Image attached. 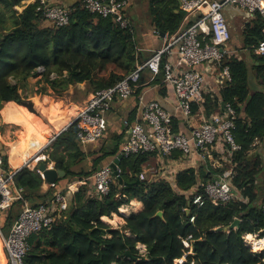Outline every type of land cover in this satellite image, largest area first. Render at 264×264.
<instances>
[{
	"label": "trees",
	"instance_id": "16d2710c",
	"mask_svg": "<svg viewBox=\"0 0 264 264\" xmlns=\"http://www.w3.org/2000/svg\"><path fill=\"white\" fill-rule=\"evenodd\" d=\"M23 1L0 0V104L21 105L24 100L20 91L27 88L31 77L42 76L38 95H47L50 88L62 96L69 86L83 83L92 94L114 86L135 70L129 27L122 28L111 18L91 15L82 0L74 5L68 4L69 0H59L58 5L69 12V24L60 29L43 27V18L37 12L38 0L17 14L16 8ZM6 13L17 14L11 17L9 27ZM263 28L264 21L257 13L244 33L248 48H256L264 40ZM258 61L257 73L264 78V56ZM225 65L230 68L231 81L220 98L237 113L235 136L241 149L234 155L233 184L244 200L216 206L205 197L203 207L192 203L188 206L193 189L212 179L204 167L180 172L173 185L164 180L137 183L150 154L123 158L119 164L123 184L115 179L104 197L96 196L88 186L81 187L70 198L66 218L31 237L25 264H264V192L260 195L257 187L263 172L262 160L248 158L254 140H264V92L251 94L248 68L243 61L230 58L222 64ZM200 106L207 117L221 110L218 99L210 96ZM199 109L193 106L194 113ZM76 129V124L72 125L55 142L56 150L50 159L58 170L68 172L71 165L63 152L76 153L77 157L80 153ZM179 129L178 123H172L173 134ZM62 146L64 150L60 152ZM0 151L8 160L1 145ZM116 152L117 149L108 154ZM38 169L39 164L31 162L14 178L32 207L46 204L54 196L53 187L43 191L46 182ZM133 200L142 202L144 209L124 218L122 228L114 229L102 221L103 217L119 214L120 208ZM21 206L17 203L18 210L10 212L9 226ZM159 211L164 213L163 218L156 217ZM192 217L194 223L190 222ZM235 219L241 221L238 230L218 231ZM247 235H255L256 241L248 244ZM138 245L145 246V253Z\"/></svg>",
	"mask_w": 264,
	"mask_h": 264
},
{
	"label": "built area",
	"instance_id": "2783aa9c",
	"mask_svg": "<svg viewBox=\"0 0 264 264\" xmlns=\"http://www.w3.org/2000/svg\"><path fill=\"white\" fill-rule=\"evenodd\" d=\"M179 1L189 25L174 40L153 52L147 61L137 66L124 79L112 87L91 94L75 119L76 139L83 146L99 142L104 136L107 115L114 102L127 100L132 96L143 72L148 71L153 77L162 75L163 82L174 92L176 111L181 115L189 133L173 134V116L158 102H146L141 96L142 121L133 125L125 122L129 127V137L121 155L129 158L158 153L163 157H171L175 152H180L186 158L195 150L203 161H207L214 157V151L220 153L222 148L224 154L220 153L222 158L215 165L222 168L227 163L225 169L214 179L199 183L192 191L194 194L191 196V203L197 208L203 207L206 197L216 206L227 205L235 200H244L233 184L236 166L234 155L241 149L235 136L236 110L231 104H227L222 112L209 117L203 113L196 124L193 106L204 104L206 80L202 68L205 65L220 69L223 79L227 83L231 81L229 66H222L230 55L227 45L231 40V32L226 20V7L232 6L252 15L259 13L264 21V0ZM82 4L91 15L111 18L122 28L129 27L125 17L129 0H82ZM37 12L48 28H64L70 22L68 10L54 0H38ZM255 52L264 56V40L259 43ZM173 55L179 59L176 65L171 61ZM258 144L259 139H255L252 149H256ZM39 159V155H34L32 162L37 163ZM6 163L5 155L0 151V214H4L7 220L17 203L22 206L7 235L2 233L0 227V264H25L31 248V237L52 229L59 220L65 219L69 201L67 192L56 193L46 204L32 207L25 199L24 189L14 183L16 172L10 171ZM117 172L120 173L119 167ZM38 173L45 180L39 169ZM114 173L111 165L101 167L95 173L92 190L96 196L104 197L110 193L111 186L117 179ZM150 173L152 170L148 174ZM148 174H140L139 180L146 181ZM194 221L195 217H192L190 222ZM185 245L189 247L186 242Z\"/></svg>",
	"mask_w": 264,
	"mask_h": 264
},
{
	"label": "crops",
	"instance_id": "0c3cea01",
	"mask_svg": "<svg viewBox=\"0 0 264 264\" xmlns=\"http://www.w3.org/2000/svg\"><path fill=\"white\" fill-rule=\"evenodd\" d=\"M58 1L54 0L55 3H58ZM35 2L36 0L23 1L16 8L17 14L22 13L27 6ZM77 2L78 0H73L68 2V4L74 5ZM0 7L2 8L1 4ZM17 14L6 13V25L8 27L11 24V17ZM225 14L231 31V40L227 45L230 55L227 59L237 58L246 64L251 94L264 92V78L260 77L256 70L259 65L258 60L262 56L255 52L256 48H253V46L249 45L248 48L244 39L246 27L252 23L254 15L237 8H232L226 11ZM125 17L133 33L136 67L147 61L153 52L160 50L166 43L174 40L189 25L179 0H129L125 10ZM42 26L46 27V23L43 22ZM171 61L176 65L179 59L176 55H173ZM202 70L206 80L204 102L207 96L217 98L221 110L216 113L222 112L224 109H222L221 104L225 102L220 98V93L226 88L227 81L223 79L221 70L216 69L214 66L205 65ZM41 79L42 76L29 78L27 80V88L20 91L23 100L31 102L35 109V112H32L35 115L32 114V116H37L35 117L36 119L31 118V111L15 102L4 103L3 109L0 110V145L8 157V168L12 172L17 173L29 165L33 161L34 155H39L40 159L37 162L39 166L44 163L48 169L58 170L56 169V162L50 159L56 150L54 147L55 142L60 135L70 128L68 126L83 110L91 96V93L87 91L86 83L69 86L62 96L55 95L50 88H48L47 95H38L36 92L39 89L38 82ZM13 84H15L14 81ZM141 96L144 97L146 102H158L169 112L173 116V123H178L180 126L178 133H189V129L181 115L176 111L177 102L173 90L163 82L162 75L153 77L148 71H145L132 96L127 100H116L114 102L111 112L107 115L104 136L99 142L83 146L76 139L80 152L78 157L76 153L63 152L64 146L59 148L60 152L65 155V161L70 162V168L68 172L60 170L63 171L64 175L58 178L53 186L45 181L43 191L45 192L50 187H53L54 195L67 192L66 195L70 202L74 192H78L81 187L88 186L92 189L93 176L98 169L111 165L121 155V150L129 137V127L125 122L127 121L129 125H133L142 121ZM225 105L227 104L225 103ZM199 108L198 113H195L197 117L196 124H198L204 113L202 112V107L199 106ZM35 121L37 123L39 121L44 122L52 132H47L40 126L35 125ZM33 126L38 127L32 130ZM27 136L29 137L28 140ZM47 136H49L48 140ZM116 149V155L108 154ZM220 153L224 154L222 148ZM220 153L214 151V157L207 161H203L195 150L186 158L180 152H175L171 157H163L158 153L150 154L149 161L142 166V173L148 174L152 170V173L147 175V182L155 183L164 180L173 185L176 181V176L180 172L204 167L214 179L227 165L225 163L222 168L215 165L222 158ZM249 157L251 161L255 159L262 160L263 172L257 181L258 192L261 195L264 192V140H259L257 148L252 149L248 153ZM86 174L91 175L86 177ZM123 208L127 211L126 213H122L119 210V214H114L111 218L108 217L109 221L105 220L104 217L102 221L111 226V220L114 218L117 217L119 219L118 217H122L124 221V218L140 213L144 209V205L142 202L133 200L128 206ZM127 235L130 234L128 233ZM252 238L253 240L249 244H253L256 241L255 235H252ZM139 247L146 250L145 246L139 245Z\"/></svg>",
	"mask_w": 264,
	"mask_h": 264
},
{
	"label": "water",
	"instance_id": "95a60500",
	"mask_svg": "<svg viewBox=\"0 0 264 264\" xmlns=\"http://www.w3.org/2000/svg\"><path fill=\"white\" fill-rule=\"evenodd\" d=\"M73 0H69L68 2H72ZM234 7L232 6H228L226 7L225 9V12L226 11H229L230 9H232ZM248 13V12H247ZM23 107H25L26 109H28L29 111L31 112H35V109L33 108L32 104L30 101H24L22 104H21ZM222 109H224V106H225V103H222ZM3 109V103L0 104V110ZM76 122V120H74L69 126L71 127L72 125H74ZM123 159V156L122 155H119L114 163L111 164V167L113 168L114 170V175L117 177V179L119 180L120 184H123V180L121 179V177L119 176L118 172H117V167H119V164H120V161ZM101 167L98 169L100 170ZM39 171L43 173V176H44V179L47 183L53 185L56 183L57 179L60 178V177H63L64 173L63 171H60V170H53V169H48L47 166L42 163L40 166H39ZM137 183H140V180L137 181ZM191 205V202L188 203V206ZM186 212L188 214H190V210L187 209ZM163 215L164 213L162 211H159L157 212L156 214V217H159V218H163ZM240 223L241 221L239 219H235V221L228 227L224 228L223 230L222 229H218V231H225V232H228V231H231V230H238L239 227H240ZM126 255H130L129 253H126Z\"/></svg>",
	"mask_w": 264,
	"mask_h": 264
},
{
	"label": "rangeland",
	"instance_id": "374dc122",
	"mask_svg": "<svg viewBox=\"0 0 264 264\" xmlns=\"http://www.w3.org/2000/svg\"><path fill=\"white\" fill-rule=\"evenodd\" d=\"M231 32V31H230ZM31 114H33V115H35V113H32V112H30ZM32 125H34V124H32ZM38 126H40V125H38ZM38 126H33L32 127V130H34V128H37ZM41 127V126H40ZM42 128V127H41ZM43 129V128H42ZM31 130V131H32ZM28 136H30V135H28ZM27 136V140L29 139V137ZM49 139V136H47V140ZM15 210H18V207H16V208H14ZM8 215V214H7ZM8 218V217H7ZM119 219V222H118V220H116V221H114V223H112L111 224V226L112 227H114V228H121L122 227V225L125 223L124 221H123V219H122V217H118ZM116 219H117V217H116ZM0 227L2 228V233L5 235H7V233H8V230H9V228H10V226L7 224V220H6V218L4 217V214L2 215V214H0ZM246 242L247 243H249L250 241H252L253 240V238H252V236L251 237H249V235H247L246 236ZM138 248L140 249V252L141 253H144V251H146V250H144V249H141L140 247H139V245H138ZM176 264H178L179 262L178 261H176L175 262ZM180 264H181V262H180Z\"/></svg>",
	"mask_w": 264,
	"mask_h": 264
},
{
	"label": "bare ground",
	"instance_id": "6f19581e",
	"mask_svg": "<svg viewBox=\"0 0 264 264\" xmlns=\"http://www.w3.org/2000/svg\"><path fill=\"white\" fill-rule=\"evenodd\" d=\"M35 117H37V116H32V114H31V118H33V119H36ZM35 125H40L42 128H43V130H45V131H47V132H52V130L48 127V125H46L44 122H42V121H39L38 123L35 121V123H34ZM120 211L122 212V213H126L127 211L124 209V208H120ZM104 219L105 220H108V217L106 218V217H104ZM116 220H118V219H116V218H114L113 220H111V223H114V221H116ZM109 221V220H108ZM118 222H119V220H118ZM252 235H249V237H251Z\"/></svg>",
	"mask_w": 264,
	"mask_h": 264
}]
</instances>
